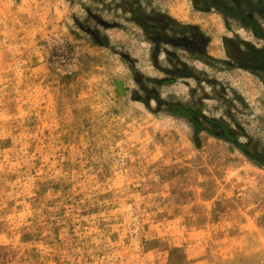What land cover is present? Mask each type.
<instances>
[{
  "label": "rangeland",
  "instance_id": "rangeland-1",
  "mask_svg": "<svg viewBox=\"0 0 264 264\" xmlns=\"http://www.w3.org/2000/svg\"><path fill=\"white\" fill-rule=\"evenodd\" d=\"M0 264H264V0H0Z\"/></svg>",
  "mask_w": 264,
  "mask_h": 264
},
{
  "label": "bare ground",
  "instance_id": "bare-ground-1",
  "mask_svg": "<svg viewBox=\"0 0 264 264\" xmlns=\"http://www.w3.org/2000/svg\"><path fill=\"white\" fill-rule=\"evenodd\" d=\"M210 48H211V52L213 54H217L218 53V50H219V44H218V42H216V40H213Z\"/></svg>",
  "mask_w": 264,
  "mask_h": 264
},
{
  "label": "water",
  "instance_id": "water-1",
  "mask_svg": "<svg viewBox=\"0 0 264 264\" xmlns=\"http://www.w3.org/2000/svg\"><path fill=\"white\" fill-rule=\"evenodd\" d=\"M117 85L119 86V89L121 88V84L120 82L117 81Z\"/></svg>",
  "mask_w": 264,
  "mask_h": 264
}]
</instances>
